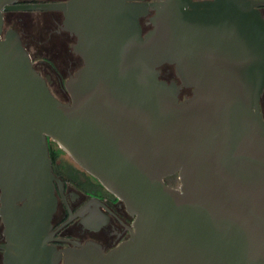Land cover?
I'll return each mask as SVG.
<instances>
[{
  "label": "water",
  "instance_id": "1",
  "mask_svg": "<svg viewBox=\"0 0 264 264\" xmlns=\"http://www.w3.org/2000/svg\"><path fill=\"white\" fill-rule=\"evenodd\" d=\"M261 6L0 0L7 256L56 264L45 246L57 204L52 139L135 215L126 240L87 259L78 253L83 264H264ZM40 10L61 11L62 28L76 36L72 48L83 64L64 82L68 95L56 82L50 90L33 66L39 55L59 71L67 66V46ZM145 16L151 28L143 33ZM164 64L176 78L160 77ZM174 174L177 186L165 181Z\"/></svg>",
  "mask_w": 264,
  "mask_h": 264
},
{
  "label": "flooded vegetation",
  "instance_id": "2",
  "mask_svg": "<svg viewBox=\"0 0 264 264\" xmlns=\"http://www.w3.org/2000/svg\"><path fill=\"white\" fill-rule=\"evenodd\" d=\"M19 2L26 1L19 0ZM260 9L264 14V6H261ZM40 11L48 14L50 25L53 26L52 34L60 38L67 46V66L64 70L59 71L53 59L41 55L46 59V61H41L39 55L35 59L39 64H44L47 67V71L43 72L37 68V64L34 63L35 59L30 55L33 66L46 79L50 90L53 82H56L61 91L68 95L64 88V82L83 64L82 58L72 48L76 36L62 28L64 16L61 11ZM7 13L8 11H5L3 14L4 28H6L7 23ZM151 13L153 12L151 11ZM148 16L140 18L143 33L151 28V24L147 23ZM23 44L25 46L24 42ZM160 77L166 80L176 78L173 66L162 65ZM189 93L190 90H184V94ZM263 98L264 95L261 99V107ZM262 112L264 114L263 107ZM47 144L51 169L58 179V181H53L57 204L45 236L47 253H54L53 260L56 258V264H75V262L83 264L84 258L78 256V253H86L87 259L88 254L91 255L101 249L107 253L126 240L130 236V230L133 229L135 215L131 214L125 204L108 191L94 176L80 167L55 141L47 139ZM176 177V174L167 176L165 181L172 186H177L179 182ZM5 231L6 226L2 215H0V264H28L25 258L16 256L11 260L10 256H7L8 253L2 247L7 244ZM51 257L49 256L50 261H52Z\"/></svg>",
  "mask_w": 264,
  "mask_h": 264
},
{
  "label": "trees",
  "instance_id": "3",
  "mask_svg": "<svg viewBox=\"0 0 264 264\" xmlns=\"http://www.w3.org/2000/svg\"><path fill=\"white\" fill-rule=\"evenodd\" d=\"M22 1H29V2H35L36 0H22ZM177 178V177H176Z\"/></svg>",
  "mask_w": 264,
  "mask_h": 264
},
{
  "label": "rangeland",
  "instance_id": "4",
  "mask_svg": "<svg viewBox=\"0 0 264 264\" xmlns=\"http://www.w3.org/2000/svg\"><path fill=\"white\" fill-rule=\"evenodd\" d=\"M263 99H264V98H263ZM262 107L264 108V100H263V103H262ZM262 107H261V108H262Z\"/></svg>",
  "mask_w": 264,
  "mask_h": 264
}]
</instances>
